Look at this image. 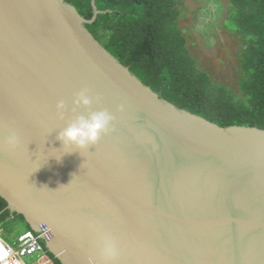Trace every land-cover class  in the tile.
Returning a JSON list of instances; mask_svg holds the SVG:
<instances>
[{
	"label": "water",
	"instance_id": "water-1",
	"mask_svg": "<svg viewBox=\"0 0 264 264\" xmlns=\"http://www.w3.org/2000/svg\"><path fill=\"white\" fill-rule=\"evenodd\" d=\"M92 4L86 19L68 0H0L6 209L48 231L60 264H264V130L221 127L162 99L88 29L102 12ZM82 89L88 106L72 102ZM100 110L113 120L95 144L58 139Z\"/></svg>",
	"mask_w": 264,
	"mask_h": 264
},
{
	"label": "trees",
	"instance_id": "trees-1",
	"mask_svg": "<svg viewBox=\"0 0 264 264\" xmlns=\"http://www.w3.org/2000/svg\"><path fill=\"white\" fill-rule=\"evenodd\" d=\"M86 18L93 0H68ZM227 29L253 44L242 69L245 79L235 96L197 69L179 28L180 0H96L102 12L88 23L95 38L162 99L221 127L264 130V0H228ZM0 197V224L10 212ZM17 225L29 226L13 214ZM55 264H60L48 253Z\"/></svg>",
	"mask_w": 264,
	"mask_h": 264
},
{
	"label": "rangeland",
	"instance_id": "rangeland-1",
	"mask_svg": "<svg viewBox=\"0 0 264 264\" xmlns=\"http://www.w3.org/2000/svg\"><path fill=\"white\" fill-rule=\"evenodd\" d=\"M180 1L183 6L179 28L197 69L207 73L214 84L226 87L235 96L239 95V86L246 74L242 64L250 57L253 44L227 29L228 0ZM2 227L6 230L2 239L10 245L27 230L25 225L10 223Z\"/></svg>",
	"mask_w": 264,
	"mask_h": 264
},
{
	"label": "clouds",
	"instance_id": "clouds-1",
	"mask_svg": "<svg viewBox=\"0 0 264 264\" xmlns=\"http://www.w3.org/2000/svg\"><path fill=\"white\" fill-rule=\"evenodd\" d=\"M72 102L75 105L88 106L92 100L87 90L82 89L76 94ZM65 107L64 100H59L56 104L58 114L62 115ZM112 120L113 116L107 110L94 111L86 117L82 115L77 116L73 122L58 134V139L65 146L75 145L79 148H85L90 144H95L100 139L102 133H108L111 130L110 124ZM17 142L18 137L14 132L5 138V144L9 148L15 147ZM101 251L105 257H112L116 252L114 244L110 239L103 241Z\"/></svg>",
	"mask_w": 264,
	"mask_h": 264
},
{
	"label": "built area",
	"instance_id": "built-area-1",
	"mask_svg": "<svg viewBox=\"0 0 264 264\" xmlns=\"http://www.w3.org/2000/svg\"><path fill=\"white\" fill-rule=\"evenodd\" d=\"M8 223L17 225L11 213L8 219L0 224V264H55L42 241L43 236L48 237L47 230L43 228L41 233L24 230L10 245L2 239L6 232L2 226Z\"/></svg>",
	"mask_w": 264,
	"mask_h": 264
}]
</instances>
